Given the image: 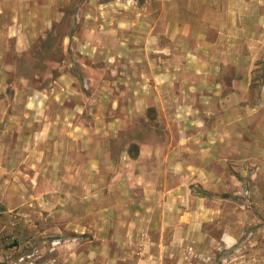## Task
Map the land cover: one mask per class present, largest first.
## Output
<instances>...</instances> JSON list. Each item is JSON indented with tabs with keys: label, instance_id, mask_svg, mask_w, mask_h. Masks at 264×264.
I'll return each mask as SVG.
<instances>
[{
	"label": "crops",
	"instance_id": "crops-1",
	"mask_svg": "<svg viewBox=\"0 0 264 264\" xmlns=\"http://www.w3.org/2000/svg\"><path fill=\"white\" fill-rule=\"evenodd\" d=\"M154 1L158 4H155V13L138 14L134 23L144 34L141 36L143 45L150 37L159 40L160 48L157 47L158 42L155 45L160 52L156 56L160 64L152 69L158 91L154 95L155 109L160 117L168 118L167 105L175 107L180 114L183 98L176 91L181 89V93L189 96L185 97V101L189 100L191 107V117L185 118L191 121L196 117L201 119L203 136L197 143L193 133L180 129L183 142L139 144L135 158L125 151L120 159L111 156L112 146L108 136H112L115 130L106 126L103 131L93 127L92 122L89 127L80 126L75 122L79 118L78 109H69L67 104L70 98L78 103L77 96L81 95L76 90L80 80L72 72L75 74L76 70L84 67L80 76L86 82L92 81L93 69L81 64L78 57L87 48L91 52L90 57H96L98 35L89 33V40L84 44L76 35L65 33L60 36L57 49L49 54L45 49L41 50L38 62L42 69L58 72L57 77L53 76L44 86H33L26 76L14 81L10 75L17 72L19 62L11 61L10 57L22 58L23 49H30L39 39L49 49L53 34L47 32H50L53 20L51 15L43 14L40 8L43 6L37 3L25 2L23 5L26 6L22 9L5 7L9 0L0 3V105L8 104L9 109L1 113L5 115L0 114V153H4L7 144L11 151V145L22 140L25 144L22 156H27V151H38V160L42 163L57 160L59 169L63 168L65 173L79 167L81 159H84L93 175L89 187L104 179L106 191L109 190L105 196L111 199L105 209L106 223L102 218L99 221L95 214L90 226L95 230L105 228L106 233H123L132 245L135 237H141L143 252L138 264H166L167 260H172L173 257H166L165 248H177L182 242L174 240L166 245L163 243L164 233L171 226L177 230L181 211L189 215L188 221L191 220L192 212L188 213L191 201L210 197L209 191L200 193L198 188H210L215 180L222 182L220 172L211 171V167H225L231 158L236 157L244 162L264 160V97L255 107L249 104L250 78L255 66L251 60L257 54V41L264 33V20L258 17L256 10L258 0ZM252 2L254 11L251 10ZM94 20H97L96 23ZM98 20V17H92L89 23L96 25ZM159 24L164 25L163 31L157 30ZM145 25L152 30L148 38L145 36ZM110 36L114 40L113 35ZM111 39H105L107 59L129 60V42L126 47L117 49L120 51L117 54L112 52L113 47L107 45ZM162 39L168 40L170 46L162 47ZM141 54L145 56L143 52ZM48 55L49 58L52 55L57 58L49 59ZM144 65L145 61L138 66L146 70ZM229 68L235 72L236 78L231 87L233 91L226 95L225 73ZM145 70H141L139 76L143 82L146 79ZM196 104L202 105V109H196ZM88 113L91 121L98 120L96 114ZM206 121H212L211 126H207ZM35 124H39L37 130H34ZM15 157H18V152ZM132 164L138 167L132 177L115 174L120 167L129 168ZM136 191L140 196L135 194ZM180 201L185 206L183 210L178 209ZM60 212L59 216L62 215ZM206 212L204 209V212L195 214L204 215ZM64 214L71 217V213ZM76 215L74 212L68 229L78 228L74 221ZM153 232L161 237L157 242L149 240ZM127 240L121 238L114 241L123 246ZM149 247H157V254L148 255L146 250ZM189 248L193 249L191 245ZM180 261L182 259L177 264Z\"/></svg>",
	"mask_w": 264,
	"mask_h": 264
},
{
	"label": "rangeland",
	"instance_id": "rangeland-1",
	"mask_svg": "<svg viewBox=\"0 0 264 264\" xmlns=\"http://www.w3.org/2000/svg\"><path fill=\"white\" fill-rule=\"evenodd\" d=\"M25 2L43 6L40 7L43 14L52 16L53 25L47 33L53 34V40L49 49L39 39L30 49H23L22 58L10 57L11 61L19 62L17 72L10 75L11 80L26 76L33 86H44L53 76L57 77L58 72L42 69L38 62L41 50L45 49L49 54L57 49L60 36L65 33L76 35L84 44L92 33L98 35L96 57H90L89 48L78 57L81 64L93 69L92 81L86 82L80 76L84 67L76 70L78 74L72 72L80 80L76 90L81 93L77 96L78 103L71 98L67 102L69 109L76 107L79 111L75 122L82 127H89L92 122V126L98 129L103 130L107 126L115 130L112 136H108L114 159H120L125 151L135 158L139 144L183 142L180 129L189 130L197 143L201 142L203 121L197 117L193 121L185 118L191 117V107L189 100L185 101V97L189 96L181 93V89L176 91L183 98L180 114L175 107L167 105L168 118H165L160 117L155 109L154 95L158 91L152 69L160 64L156 57L160 52L155 45L158 42L159 47V40L150 37L143 45L141 36L144 34L134 23L138 14L155 13L157 3L154 0H9L5 7L22 9L26 6L23 5ZM259 3H264V0H258L256 7L258 17L264 20V5ZM251 10L254 11L253 2ZM92 17L99 18L98 24L89 23ZM94 21L96 23L97 20ZM145 26L148 38L152 30L149 25ZM162 27L164 25L159 24L157 30L163 31ZM261 36L257 41V54L251 60L255 63L250 78L251 107L259 105L264 97V33ZM105 39L112 40L110 43L107 41V45L113 47L112 52L117 54L129 42L130 59H107ZM247 43L253 44L252 41ZM160 45L170 46L169 41L164 39ZM52 58L57 57L52 55L49 59ZM141 61H145L146 70L138 66ZM141 70L146 72L144 82L139 80ZM235 76L231 68L226 70V95L233 91L231 87ZM139 94L149 98H142ZM200 106L196 104L195 108L201 110ZM8 111V104L0 105V114ZM88 111L96 114L98 120L91 121ZM211 124L212 121H208L206 125ZM34 128L37 130L39 124H35ZM15 143L11 145V151L7 144L4 153H0V264H138L143 252L141 237H135L132 245L123 233H106L105 228L95 230L90 226L95 214L99 221L102 218L106 223L105 209L111 199L106 198L109 190L106 191L104 179L89 187L93 175L84 159H81L79 167L65 173L63 168L59 169L57 160L51 163L38 160V151H27V156H22L24 142L19 140ZM17 152L18 157H15ZM33 155L32 159L28 158ZM136 165L120 167L115 174L132 177L138 171ZM211 171H219L222 182L215 180L210 188H198L200 193L209 191L210 197L191 201V211H188L192 212L191 220L188 221L189 215L181 211L177 230L171 226L164 233V244H171L174 240L182 242L177 248H165L166 257H173L166 264H177L181 259L180 264H264V160L244 162L239 157L231 158L225 167H211ZM135 194L140 196L137 191ZM183 208L185 206L180 201L178 209ZM204 209L206 214H195L204 212ZM74 212L77 214L74 221L79 225L76 230L67 228L74 219ZM64 213H71V217ZM99 226L101 228V224ZM121 238H125L127 244L120 246L119 242H115ZM160 238L156 232L149 236L153 242ZM158 250L157 247H149L146 252L152 255Z\"/></svg>",
	"mask_w": 264,
	"mask_h": 264
}]
</instances>
